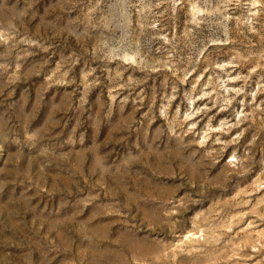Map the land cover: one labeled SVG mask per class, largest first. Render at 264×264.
Returning a JSON list of instances; mask_svg holds the SVG:
<instances>
[{
    "label": "rangeland",
    "instance_id": "1",
    "mask_svg": "<svg viewBox=\"0 0 264 264\" xmlns=\"http://www.w3.org/2000/svg\"><path fill=\"white\" fill-rule=\"evenodd\" d=\"M0 264H264V0H0Z\"/></svg>",
    "mask_w": 264,
    "mask_h": 264
}]
</instances>
